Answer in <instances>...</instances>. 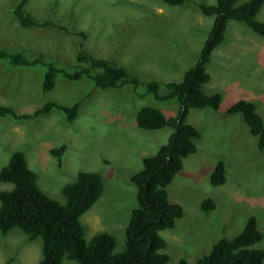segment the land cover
Instances as JSON below:
<instances>
[{
  "label": "rangeland",
  "instance_id": "1",
  "mask_svg": "<svg viewBox=\"0 0 264 264\" xmlns=\"http://www.w3.org/2000/svg\"><path fill=\"white\" fill-rule=\"evenodd\" d=\"M18 1L0 0V48L40 62L14 66L0 59V104L19 114L47 101L69 105L81 100V104L70 122L54 109L32 119L0 117V168L13 151H22L40 189L60 203H64L63 185L79 171L98 172L103 192L80 217L84 237L88 240L97 232H108L115 238L114 252H119L131 210L137 205L129 176L171 133L168 126L141 129L135 115L145 105L167 117L179 107L177 100L160 101L146 93V83L182 79L197 60L213 22L196 4L216 0H188L179 5L161 0L26 1L24 9L33 17L70 32L55 26L22 27L13 15ZM256 19L264 21V3ZM75 31L84 32L85 37L72 34ZM79 50L125 67L138 78L136 89L132 84L99 89L86 77L68 80L58 75L54 87L42 91L46 64L74 70ZM206 71L210 79L203 90L218 92L221 101L217 110H188L186 121L200 136L195 152L184 159L167 186L168 198L184 212L172 228L160 231L169 255L167 264H176L179 258L195 264L218 239L240 232L249 216L255 217L264 234V148H258L257 137L249 133L239 113H226L229 105L246 99L255 104L264 121V38L243 22L227 21L225 38L212 51ZM62 144L65 150L58 162L50 150ZM218 160L225 165L226 180L213 186L209 175ZM11 188V183L0 182V191ZM206 197L215 203L212 210L200 208ZM254 247L264 249V237ZM40 248V238L29 240L20 229L11 228L0 233V264H36ZM61 264L78 263L63 259Z\"/></svg>",
  "mask_w": 264,
  "mask_h": 264
},
{
  "label": "trees",
  "instance_id": "2",
  "mask_svg": "<svg viewBox=\"0 0 264 264\" xmlns=\"http://www.w3.org/2000/svg\"><path fill=\"white\" fill-rule=\"evenodd\" d=\"M27 0H19L13 9V15L22 27L58 26L50 20H39L24 9ZM167 5H179L188 0H161ZM264 0H216L214 4L197 3L201 14L212 17L213 22L197 60L190 66L180 81L150 80L146 83V93L160 101L177 100L178 111L173 116H166L153 106H142L135 115L139 128L144 130L171 128L166 142L155 153L142 158V167L130 176L134 183L137 205L131 210L125 226L124 248L114 252L115 238L108 232H97L90 239H85L81 215L88 210L103 192V180L98 172L79 171L72 182L61 189L64 203H60L45 194L37 184V175L28 166L24 153L15 150L7 163L0 168V182L12 184L9 190L0 191V233L5 234L11 228H18L29 240L40 238L41 257L36 264H61L63 259L73 260L78 264H167L169 255L164 251L165 239L160 231L170 229L175 221L183 216L180 204L168 198L167 186L182 169L183 160L196 150L195 140L199 131L186 121L190 108L211 107L217 110L221 95L208 94L203 85L210 79L206 71L212 51L225 38L227 21L243 22L254 33L264 38V21L256 19V14ZM70 32V31H68ZM72 34L85 37L82 31ZM7 59L11 65H34L39 58L28 59L22 52H11L0 48V59ZM79 65L74 70H67L47 63V70L41 83V90L54 87L58 75L68 80L83 77L91 80L99 89L119 88L132 84L136 89L139 80L123 66H117L105 59L93 57L82 50L76 53ZM81 100L69 105L47 101L41 107L24 113H17L13 107L0 104V117L11 116L14 119H32L58 110L65 121L75 119ZM226 113H239L251 135L257 137V146L264 148V121L252 101L239 99L226 108ZM65 150V145L51 148L50 152L58 162ZM225 165L218 160L210 175L211 185L225 182ZM215 207L210 197L200 202L204 211ZM264 237L257 227L254 216H249L240 232L232 238L222 237L210 251L199 257L195 264H264V249L254 247ZM176 264H188L179 258Z\"/></svg>",
  "mask_w": 264,
  "mask_h": 264
},
{
  "label": "crops",
  "instance_id": "3",
  "mask_svg": "<svg viewBox=\"0 0 264 264\" xmlns=\"http://www.w3.org/2000/svg\"><path fill=\"white\" fill-rule=\"evenodd\" d=\"M183 161H184V160H183ZM138 168H139V166L136 167V169H138ZM136 169H135V170H136ZM136 172H137V171H136ZM133 174H134V173H133ZM130 176H131V175H130ZM130 176H129V180H130ZM130 182H131V180H130ZM131 183H132V182H131ZM134 186H135V185H134ZM135 189H136V188H135Z\"/></svg>",
  "mask_w": 264,
  "mask_h": 264
}]
</instances>
